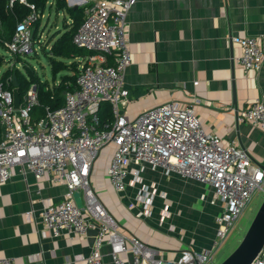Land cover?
Wrapping results in <instances>:
<instances>
[{"label":"built area","instance_id":"2783aa9c","mask_svg":"<svg viewBox=\"0 0 264 264\" xmlns=\"http://www.w3.org/2000/svg\"><path fill=\"white\" fill-rule=\"evenodd\" d=\"M137 1L68 0L70 7L83 8L84 13L73 43L91 54L80 67L77 90L66 94L63 107L48 110L38 122L32 123L30 118L38 105L36 85L29 88L16 109L13 92L0 83V184L9 182L13 169L19 168L24 174L32 173L37 181L49 174L52 184L65 185L68 190L60 202L44 204L41 220L53 237L67 233L83 238L95 229L86 264H103L106 245L114 264H209L254 195L264 192V163L253 162L236 142L205 131L196 115L197 102L185 107L170 101L144 110L134 119L121 110L129 95L125 73L132 63L127 17ZM15 3L27 6L30 13L18 21L6 48L14 56H25L34 52L35 24L42 16L27 0H8V8ZM232 42L241 48L238 64L246 71H259L264 62L261 37L235 36ZM109 56H114L113 65H106ZM102 102L111 105V123L100 121ZM237 112L239 123H250L264 132V103L255 102ZM108 146L113 151L107 175L118 193L126 191L129 175L133 177L131 184L142 182L144 164L212 187L216 201L223 204L215 219L212 246L186 250L179 258L168 259L162 249L126 233L91 183L94 164ZM79 191L82 205L77 202ZM141 195L145 205L139 216H149L154 193L143 186ZM128 254H132V261L124 258ZM0 264L16 261L0 257ZM251 264H264V247Z\"/></svg>","mask_w":264,"mask_h":264},{"label":"crops","instance_id":"0c3cea01","mask_svg":"<svg viewBox=\"0 0 264 264\" xmlns=\"http://www.w3.org/2000/svg\"><path fill=\"white\" fill-rule=\"evenodd\" d=\"M127 19L132 63L125 73L129 95L121 110L134 119L170 101L185 107L197 102L205 131L236 142L253 162L263 164L264 132L239 123L237 111L264 103V62L259 71L244 70L237 62L241 48L232 38L258 36L264 47V0H138ZM84 59H78L80 67ZM114 62L109 56L106 65ZM112 151L108 146L100 154L91 183L126 233L162 249L168 259L212 246L215 219L223 208L212 187L144 164L142 182L131 184L129 175L126 191L118 193L107 175ZM143 186L154 193L149 216H139ZM67 190L52 184L49 174L37 181L32 173L13 169L10 181L0 184V257L14 258L16 264H86L95 229L83 238L53 237L41 220L44 204L60 202ZM110 251L103 247V264H114ZM124 258L133 260L132 254Z\"/></svg>","mask_w":264,"mask_h":264},{"label":"trees","instance_id":"16d2710c","mask_svg":"<svg viewBox=\"0 0 264 264\" xmlns=\"http://www.w3.org/2000/svg\"><path fill=\"white\" fill-rule=\"evenodd\" d=\"M36 5L41 16L47 10H55L57 13L65 12L69 15L71 23H65L63 30L58 31L49 38L47 42L41 40L37 35V28L40 26L41 18L35 24L34 40L40 44L42 53L48 59L53 84L42 81L37 71L29 62L27 56H15L11 62L13 66L7 69L0 78L4 89L12 91L15 88L13 76L16 77L17 87L21 101L29 88L36 85L38 91V105L30 112L32 123L44 118L48 110H57L64 106L66 94L77 90L76 79L80 72V61L91 54V52L77 47L73 38L83 22V8L70 7L68 0H27ZM30 13V9L21 4L15 3L12 9L8 8V0H0V47L6 48L15 31L16 24ZM36 56L37 52L34 51ZM5 58L0 55V69L5 63ZM21 66L18 67V66ZM60 82L55 83L59 74ZM99 117L102 123H111L114 119L109 102H102L99 110ZM1 135V127H0Z\"/></svg>","mask_w":264,"mask_h":264},{"label":"rangeland","instance_id":"374dc122","mask_svg":"<svg viewBox=\"0 0 264 264\" xmlns=\"http://www.w3.org/2000/svg\"><path fill=\"white\" fill-rule=\"evenodd\" d=\"M70 22V17L65 12L57 13L55 10H47L45 14L41 17L40 26L37 28V35L42 36V40L47 42L51 36L57 33L60 30H63L64 24ZM34 51L37 52L36 57L34 52L31 55H28L27 58L31 65L37 71L39 77L42 81H47L49 84H53V77L50 69L48 59L42 53L40 44L34 42ZM0 55L5 58V63L0 69V78L2 74L9 68L12 67V64L15 56L9 53L6 49L0 47ZM11 62V63H10ZM18 67L21 68L19 65ZM60 76H58V80ZM57 80V79H56ZM264 201V192H257L243 215L237 221L234 229L223 243V245L217 250L214 254L213 260L209 264H220L223 262L240 244L244 235L246 234L255 214L257 213L259 207ZM79 205H82V202H78Z\"/></svg>","mask_w":264,"mask_h":264},{"label":"water","instance_id":"95a60500","mask_svg":"<svg viewBox=\"0 0 264 264\" xmlns=\"http://www.w3.org/2000/svg\"><path fill=\"white\" fill-rule=\"evenodd\" d=\"M77 9V6H74ZM14 86L13 98L15 108H20L21 98L13 76ZM264 247V201L255 214L246 234L239 246L220 264H251Z\"/></svg>","mask_w":264,"mask_h":264}]
</instances>
